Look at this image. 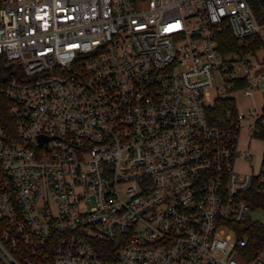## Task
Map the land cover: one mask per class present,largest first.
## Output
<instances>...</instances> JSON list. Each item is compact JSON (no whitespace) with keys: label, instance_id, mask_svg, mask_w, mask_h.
<instances>
[{"label":"built area","instance_id":"1","mask_svg":"<svg viewBox=\"0 0 264 264\" xmlns=\"http://www.w3.org/2000/svg\"><path fill=\"white\" fill-rule=\"evenodd\" d=\"M262 86L249 0H0V263L264 264Z\"/></svg>","mask_w":264,"mask_h":264},{"label":"trees","instance_id":"2","mask_svg":"<svg viewBox=\"0 0 264 264\" xmlns=\"http://www.w3.org/2000/svg\"><path fill=\"white\" fill-rule=\"evenodd\" d=\"M249 3L254 9L258 20L264 24V0H250ZM220 42L224 52L227 51L229 47L237 45V41L231 39L229 32H225L220 36ZM253 44L254 43H251V45ZM230 106V99L216 100L214 105L208 108L206 112L209 123L213 126L228 128L230 126V118L234 115L233 111H230ZM262 201H264V199H262L261 202ZM262 205L264 206V203ZM247 230L249 232L247 234L249 235L252 249L264 243V227L262 225L248 223Z\"/></svg>","mask_w":264,"mask_h":264},{"label":"rangeland","instance_id":"3","mask_svg":"<svg viewBox=\"0 0 264 264\" xmlns=\"http://www.w3.org/2000/svg\"><path fill=\"white\" fill-rule=\"evenodd\" d=\"M250 1V0H249ZM262 53H258V57H261ZM264 94V86L261 87L258 93H255L253 96L245 97L241 92L235 94V106L239 112H247L248 108L254 106H260L264 102V98L260 95ZM238 148L241 152H246L252 154L253 163L258 164L262 158V144L253 138L248 137V133L242 130L239 134ZM238 168L242 171L248 170V165L243 162L237 164ZM254 218L260 220L264 219L262 213L258 212L253 215Z\"/></svg>","mask_w":264,"mask_h":264}]
</instances>
